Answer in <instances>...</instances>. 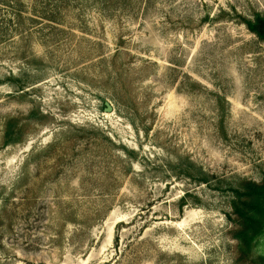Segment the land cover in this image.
I'll return each instance as SVG.
<instances>
[{
	"label": "rangeland",
	"instance_id": "1",
	"mask_svg": "<svg viewBox=\"0 0 264 264\" xmlns=\"http://www.w3.org/2000/svg\"><path fill=\"white\" fill-rule=\"evenodd\" d=\"M0 264H264V0H0Z\"/></svg>",
	"mask_w": 264,
	"mask_h": 264
},
{
	"label": "trees",
	"instance_id": "2",
	"mask_svg": "<svg viewBox=\"0 0 264 264\" xmlns=\"http://www.w3.org/2000/svg\"><path fill=\"white\" fill-rule=\"evenodd\" d=\"M251 29L257 31L258 33L257 27L251 26ZM22 136H23V132L16 130V124H14V122L12 121L7 122L4 133L5 145L20 143Z\"/></svg>",
	"mask_w": 264,
	"mask_h": 264
},
{
	"label": "water",
	"instance_id": "3",
	"mask_svg": "<svg viewBox=\"0 0 264 264\" xmlns=\"http://www.w3.org/2000/svg\"><path fill=\"white\" fill-rule=\"evenodd\" d=\"M108 105V110H112V108L109 106V104H107Z\"/></svg>",
	"mask_w": 264,
	"mask_h": 264
}]
</instances>
